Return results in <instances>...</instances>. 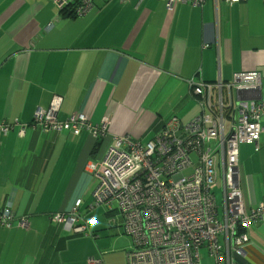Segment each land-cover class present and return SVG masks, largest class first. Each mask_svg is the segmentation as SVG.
I'll return each mask as SVG.
<instances>
[{"label": "crops", "instance_id": "crops-1", "mask_svg": "<svg viewBox=\"0 0 264 264\" xmlns=\"http://www.w3.org/2000/svg\"><path fill=\"white\" fill-rule=\"evenodd\" d=\"M243 72L261 73L264 93V0L172 8L160 0H96L82 17L52 0H0V129L8 126L0 130V214L9 207L15 218L0 228V264H127L129 249L108 209L88 234L50 216L78 202L88 212L99 181L87 166L117 137L145 144L172 118L187 124L202 114L189 81L228 82ZM55 96L62 98L59 121L81 113L105 124L106 136L36 125V112ZM190 105L199 112L185 121ZM259 147L240 146L249 213L264 203V136ZM22 217L28 230L18 226ZM245 233L246 257L233 252L230 263L264 264V223ZM208 253L206 264H216Z\"/></svg>", "mask_w": 264, "mask_h": 264}, {"label": "built area", "instance_id": "built-area-1", "mask_svg": "<svg viewBox=\"0 0 264 264\" xmlns=\"http://www.w3.org/2000/svg\"><path fill=\"white\" fill-rule=\"evenodd\" d=\"M60 12L84 16L96 0H52ZM172 8L188 3L202 6L206 0H160ZM235 7L246 0H224ZM216 3L219 0H215ZM193 98L203 108L189 123L172 118L145 144L128 136L117 137L100 160L87 166L99 184L88 212L78 202L70 211L55 213L51 221L76 234H88L96 224L92 212L106 207L119 211L124 233L132 242L127 264H201L206 247L216 264L234 252L246 257V231L264 223V203L248 212L240 178V146L252 144L259 151L264 136L263 77L259 72L233 75L231 81L195 84ZM62 98L55 96L47 110H38L34 123L47 132L62 130L79 135L90 131L98 140L106 136L105 124H92L81 113L58 120ZM3 132L8 126L2 127ZM221 182L223 205L215 195ZM9 207L0 214V228H11ZM23 230L30 227L19 219ZM225 256V257H224ZM98 261L91 260L90 264Z\"/></svg>", "mask_w": 264, "mask_h": 264}, {"label": "rangeland", "instance_id": "rangeland-1", "mask_svg": "<svg viewBox=\"0 0 264 264\" xmlns=\"http://www.w3.org/2000/svg\"><path fill=\"white\" fill-rule=\"evenodd\" d=\"M189 109L192 110L190 113L188 111ZM198 112H199V110L197 107H195L194 105H190L185 110V112H183L182 116L185 117V119H184L185 121H188L192 117H195ZM94 187H95V184H94ZM215 195H216L219 207H222V205H223V190H222L221 182H219V187L216 189ZM103 210L105 211V210H107V208L102 207V210H98V211L93 212L91 214L92 216H95L98 219V224L100 223V220L103 218V214H102ZM108 215H109L108 219L110 221V224L112 225L111 227L116 228L117 232L122 234V236H120L121 239H119V240H122V243L125 244L127 246V248L130 250L132 247V242L129 239V237L123 235V230H124V229H122L123 228V219L121 218L119 211H113ZM201 257L203 260V264H206L207 260H209L208 259L209 253H208V249L206 247H202Z\"/></svg>", "mask_w": 264, "mask_h": 264}, {"label": "trees", "instance_id": "trees-1", "mask_svg": "<svg viewBox=\"0 0 264 264\" xmlns=\"http://www.w3.org/2000/svg\"><path fill=\"white\" fill-rule=\"evenodd\" d=\"M71 16H75L74 14H71ZM103 145V143H101ZM99 150L102 148L101 146L97 147ZM96 153V152H95ZM95 155V154H94Z\"/></svg>", "mask_w": 264, "mask_h": 264}]
</instances>
